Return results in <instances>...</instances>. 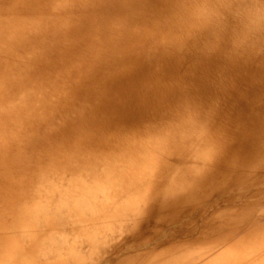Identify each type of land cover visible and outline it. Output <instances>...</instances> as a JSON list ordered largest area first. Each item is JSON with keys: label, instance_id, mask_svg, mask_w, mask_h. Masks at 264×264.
I'll list each match as a JSON object with an SVG mask.
<instances>
[{"label": "bare ground", "instance_id": "bare-ground-1", "mask_svg": "<svg viewBox=\"0 0 264 264\" xmlns=\"http://www.w3.org/2000/svg\"><path fill=\"white\" fill-rule=\"evenodd\" d=\"M0 264H264V0H0Z\"/></svg>", "mask_w": 264, "mask_h": 264}, {"label": "rangeland", "instance_id": "rangeland-1", "mask_svg": "<svg viewBox=\"0 0 264 264\" xmlns=\"http://www.w3.org/2000/svg\"><path fill=\"white\" fill-rule=\"evenodd\" d=\"M59 119H60V118H59ZM45 142H46V141H45ZM46 143H47V142H46ZM46 143H45V144H46ZM34 153H35V152H34ZM34 153L30 154V157L33 158V157L35 156Z\"/></svg>", "mask_w": 264, "mask_h": 264}]
</instances>
